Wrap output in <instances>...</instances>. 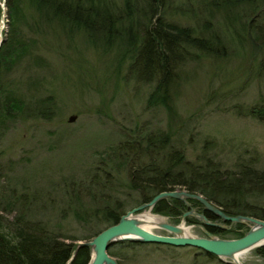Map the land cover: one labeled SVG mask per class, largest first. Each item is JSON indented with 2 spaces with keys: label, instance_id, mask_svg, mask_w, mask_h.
I'll return each instance as SVG.
<instances>
[{
  "label": "rangeland",
  "instance_id": "1",
  "mask_svg": "<svg viewBox=\"0 0 264 264\" xmlns=\"http://www.w3.org/2000/svg\"><path fill=\"white\" fill-rule=\"evenodd\" d=\"M105 1L112 5L113 20L132 17L129 22L135 32H142L159 18L187 29L192 37L208 41L210 54L186 47L187 56L176 67L167 95L169 107H165L147 104L154 83L139 81L131 72L136 49L117 30L123 24L114 27L118 24L115 23L108 38L96 26L90 42L83 33L75 32L65 45L59 46L54 64L55 115L40 124L41 132L34 139L26 135L23 149L14 154L6 150L0 158L14 160L7 174V187H15L19 192L25 187L29 194H36L37 200L27 218L67 237H86L107 226L101 215L80 221L75 214L87 213L89 217L99 206L103 208L106 203L113 207L118 202L121 216L156 194L170 191L156 192L143 201L128 183L133 166L147 163L144 138L148 134L168 135L164 154L182 153L184 159L176 166L167 165L163 156L160 162L153 163L162 170L167 166L177 180H187L189 172L200 173L195 175L202 186L210 179L206 174L212 171L221 180L229 181H234L244 169L253 173L264 171V0H161L162 4H157V0H127V8L125 0ZM0 6L3 40L7 28L4 0H0ZM70 116L74 120L69 121ZM22 135L7 134L0 150ZM107 180L112 186L109 190L103 187ZM171 187L186 190L180 184ZM193 193L200 194L199 190ZM88 197L95 198L96 204ZM234 197L235 211H264L262 192L247 190ZM172 199L178 200H160L174 207ZM219 199L230 201L223 196ZM178 201L182 207L178 211L175 207L176 214L154 211L157 202L139 214L149 212L166 223L183 225L193 236L210 234L232 239L234 232L249 229L245 224L208 219L224 227H213L221 230L219 235L210 233L206 227L211 226L204 225L197 216H182L190 209L201 213L199 204L194 199L187 200L188 206ZM0 215L5 220L1 228H7L5 225L15 214ZM244 216L256 218L252 214ZM149 230L159 235L170 234L158 226ZM113 245L117 254L113 257L119 264H230L192 247L133 246L125 242ZM239 261L264 264L253 249L240 254Z\"/></svg>",
  "mask_w": 264,
  "mask_h": 264
},
{
  "label": "trees",
  "instance_id": "2",
  "mask_svg": "<svg viewBox=\"0 0 264 264\" xmlns=\"http://www.w3.org/2000/svg\"><path fill=\"white\" fill-rule=\"evenodd\" d=\"M158 3L163 2L157 0ZM4 5L7 28L0 44V145L9 133L14 132L19 136L25 134L5 150H0V155L6 150L14 154L19 149H23L25 144L22 141L26 135L28 134L29 138L36 136L41 132L40 124L50 121L55 115L54 64L59 46L65 45L72 33H83L90 42L94 28L100 27V32L108 38L110 37L108 33L113 30L112 26L115 23L118 24L114 27L123 24V27L117 30H121L123 38L130 41L136 49L131 72L139 81L154 83L153 90L147 97L149 106L169 107L168 91L174 82L176 67L179 63L182 64L183 58L187 56L186 47L210 54L208 41L192 37L187 29L176 27L175 24L164 22L159 18L154 25L149 24L142 32H135L129 22L132 17L113 20L114 14L111 15L110 12L112 5L105 0H4ZM127 7L125 0V8ZM1 13L0 6V19ZM151 18L152 16L148 18V22ZM167 142L168 135L165 133L148 134L144 138L145 155L149 156L147 163L135 165L130 171L128 183L140 193L143 201L149 200L156 192L175 190L176 188L171 186L180 184L185 186L188 192L199 190L206 200L214 202V205L217 204L226 214H252L264 220L263 210L252 209V212H248L239 208L240 211H235L237 202L234 197L247 190L264 193V171L253 173L251 169H244L234 181L221 180L219 174L214 171L210 174L208 172L206 175L210 179L206 182L205 188V182L200 186L196 181L200 179H197L195 174L200 173L189 172L187 180L182 178L177 180L169 174L167 166L162 170L157 167L159 164H153L156 160L160 162V156L161 160L163 156V161L171 166H176L184 159L182 153L164 154ZM12 163L14 160L11 158L6 161L0 158V212L15 214L13 220L5 225L7 228H1L2 221L5 220L0 215V264H87L90 249L81 245L75 251L76 241L80 239L87 241L103 228L86 237H67L61 232L48 231L43 224L29 220L27 212L35 204L37 197L35 192L29 194L25 187L21 188V192L15 187H7L9 181L7 174ZM105 184L103 187L111 189L108 180ZM220 196L230 201L222 202ZM75 198L78 199L77 196ZM88 198L93 202L96 201L93 197ZM172 201H175L174 207L160 200L153 209L164 215L176 214L182 203L174 199ZM118 206V202L113 207L105 203L103 208L99 206L100 209L89 217L87 213L75 214V216L80 221H87L90 217L101 215L100 219L109 226L116 223L120 216ZM204 214L210 220L215 219L209 213ZM206 229L213 234L219 235L221 232L218 228L206 227ZM243 234L244 232H234L233 235L236 238ZM124 242L133 246L145 245L139 242ZM113 246L110 244L108 254L117 257L116 252L112 250ZM253 251L264 260V245L254 248ZM72 254L74 255L68 262ZM204 254L215 258L211 254ZM116 262L119 264L117 260Z\"/></svg>",
  "mask_w": 264,
  "mask_h": 264
},
{
  "label": "water",
  "instance_id": "3",
  "mask_svg": "<svg viewBox=\"0 0 264 264\" xmlns=\"http://www.w3.org/2000/svg\"><path fill=\"white\" fill-rule=\"evenodd\" d=\"M1 41L2 40L0 38V44ZM72 120H74V116L69 117V121ZM164 197L181 200L186 206H188V199H195L202 205L204 210L213 213L221 221L230 224H245L249 226V229L240 237L224 239L211 236L210 234H207L205 237L193 236L190 234H179L180 228L178 225L162 222L158 225V227L168 231L170 234L159 235L152 233L150 230L142 227L140 222H138L135 217L145 207H152L158 200ZM186 214L197 216L206 226L224 228L218 223L209 221L203 213H198L193 209L184 212L182 216L184 217ZM125 240L140 243L164 244L175 247H194L204 251L205 253L211 254L226 263L242 264L240 261H232L231 258L233 255H238L247 250L264 245V220L240 214H226L216 206L209 203L202 196L194 193L177 190L167 192L164 191L156 194L148 202L142 203L126 211L118 218L116 223L103 228L90 240L77 242L75 251L81 245L88 246L90 248L93 255L90 256L87 264H117L115 259L109 256L108 247L114 242ZM73 255L74 254H72L68 262L71 260ZM226 258L231 261H227Z\"/></svg>",
  "mask_w": 264,
  "mask_h": 264
},
{
  "label": "bare ground",
  "instance_id": "4",
  "mask_svg": "<svg viewBox=\"0 0 264 264\" xmlns=\"http://www.w3.org/2000/svg\"><path fill=\"white\" fill-rule=\"evenodd\" d=\"M135 219L140 222L141 226L144 227L145 229L149 230L150 227L152 226H158L160 223L164 222L159 216L152 215L149 212L141 213L136 215ZM180 228V233L179 234H188L187 228H184L183 225L179 226ZM242 254V253H240ZM238 255H233L232 256V261H239V256ZM93 253L91 252L90 256H92Z\"/></svg>",
  "mask_w": 264,
  "mask_h": 264
},
{
  "label": "flooded vegetation",
  "instance_id": "5",
  "mask_svg": "<svg viewBox=\"0 0 264 264\" xmlns=\"http://www.w3.org/2000/svg\"><path fill=\"white\" fill-rule=\"evenodd\" d=\"M197 203V202H196ZM199 204V206H198V210L200 211V212H202L203 214L206 212V213H209L211 216L213 215L214 216V218H216V216L213 214V213H211V212H209V211H206V210H204L203 209V207H202V205L200 204V203H198ZM217 207V206H216ZM217 208H219L220 210H221V208L220 207H217ZM222 211V210H221ZM225 213V212H224ZM205 215V214H204Z\"/></svg>",
  "mask_w": 264,
  "mask_h": 264
}]
</instances>
